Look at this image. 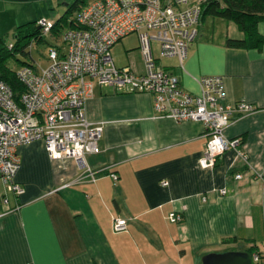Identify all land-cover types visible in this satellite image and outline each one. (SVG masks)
<instances>
[{"label": "crops", "instance_id": "1", "mask_svg": "<svg viewBox=\"0 0 264 264\" xmlns=\"http://www.w3.org/2000/svg\"><path fill=\"white\" fill-rule=\"evenodd\" d=\"M50 2L0 0V39L27 22L50 21L44 8ZM209 24L216 27L209 46L194 37L182 68L174 57L158 67L157 53L155 67L193 94V78L220 76V104L252 107L231 110L223 130L240 144L200 168L201 122L158 115L149 93L94 84L85 118L100 123L101 134L98 151L84 154V167L70 158L49 159L39 141L16 147L14 181L23 192H5L0 182V264H201L203 255L228 250L264 256V43L226 47L225 38L242 33L219 17ZM255 28L264 38V20ZM114 60L117 68L143 73L141 52L136 61L117 66ZM85 168L95 172L93 180L81 176ZM170 212L180 220L170 222ZM113 217L125 219L123 231L112 230Z\"/></svg>", "mask_w": 264, "mask_h": 264}, {"label": "built area", "instance_id": "2", "mask_svg": "<svg viewBox=\"0 0 264 264\" xmlns=\"http://www.w3.org/2000/svg\"><path fill=\"white\" fill-rule=\"evenodd\" d=\"M203 0H93L73 15L72 25L61 34V48H49L48 65L32 69L24 65L15 73L22 91L14 97L12 88L0 79V182L5 192L19 195L23 188L14 181L18 169L17 146L39 141L51 160L70 158L84 167L83 156L98 151L101 124L85 118V101L94 84L111 86L117 92L149 93L158 115L175 121L202 123L206 142L197 160L200 168H210L215 158L240 144L239 138L226 139L223 130L231 110L249 112L243 102L223 106L220 76L193 78L197 94L183 89L176 76L155 67L151 42L159 58L174 57L182 68L187 46L196 35ZM36 24L42 34L49 33L51 21L40 18ZM136 32L143 61V73L129 67L117 68L109 54L121 37ZM10 47V44L8 45ZM85 168L82 177L94 179ZM239 178L240 174H236ZM114 182L115 174H110ZM166 182L162 181L161 185ZM223 193V190L219 191ZM6 203L4 197L1 198ZM170 222L180 215L167 214ZM125 219L112 218L114 232L125 229ZM258 262L256 254H251ZM264 264V260L262 261Z\"/></svg>", "mask_w": 264, "mask_h": 264}, {"label": "rangeland", "instance_id": "3", "mask_svg": "<svg viewBox=\"0 0 264 264\" xmlns=\"http://www.w3.org/2000/svg\"><path fill=\"white\" fill-rule=\"evenodd\" d=\"M67 2L70 0H63V2ZM93 0H85L86 4ZM46 10V17L50 19L51 22H57L55 30L50 31L49 33L42 34L37 32V37L33 38L31 36L23 37H15L14 32L11 31L8 34L2 37V43L0 44V74L1 75H10L12 73H16L19 68L24 65H29L32 69L36 68H44L48 65L47 60V52L49 48H61V34L63 30L67 27V22H69L72 18V13L65 12L66 6L63 3L58 4L57 0H51L47 7H44ZM62 17L61 20L59 18ZM205 21L200 25H196L197 34L195 35V39L204 40L203 44L205 46H209V39L213 36L214 31H216V27L209 24L210 15L204 16ZM46 20V19H45ZM35 26H31L30 30ZM190 42L188 47L190 49V45L194 44ZM9 44L14 45V49L9 52L6 51V48ZM28 44L30 45L28 47ZM203 45V46H204ZM156 43L154 41L151 42V49L153 55H156ZM124 50H126L124 52ZM109 54L114 60L115 64L128 63L131 60H138L140 58V48H139V40L136 32H131L129 34L124 35L119 40H117L109 49ZM128 57L130 61L126 59ZM172 62V59L168 58H159L156 61L157 66H162L166 63Z\"/></svg>", "mask_w": 264, "mask_h": 264}, {"label": "trees", "instance_id": "4", "mask_svg": "<svg viewBox=\"0 0 264 264\" xmlns=\"http://www.w3.org/2000/svg\"><path fill=\"white\" fill-rule=\"evenodd\" d=\"M57 3H63L66 6L65 12H73L71 20L67 22V27L72 25L74 13L86 4L85 0H70L67 2L57 0ZM205 15L229 20L233 22L242 33L241 38H225L224 45L226 47L238 49H258L264 43V38L256 31L255 28L258 21L264 20V0H203L200 5L198 22ZM61 19L62 17L59 18V20ZM36 21L27 22L16 27L14 30V36H31L36 38L37 32L41 33V29L36 24ZM32 25L35 27L30 30ZM56 25L57 22H51L49 32L55 30ZM1 43L2 39H0V44ZM29 46L30 45L28 44V47ZM13 49L14 45L10 44V47L7 46L6 51L11 52ZM0 79L12 88L14 97H16L23 89L22 85L16 79L15 73L10 75L0 74ZM248 253L251 254L250 251H248ZM254 254L258 255L259 258V261L254 264H262L264 256L257 252Z\"/></svg>", "mask_w": 264, "mask_h": 264}, {"label": "water", "instance_id": "5", "mask_svg": "<svg viewBox=\"0 0 264 264\" xmlns=\"http://www.w3.org/2000/svg\"><path fill=\"white\" fill-rule=\"evenodd\" d=\"M201 264H254L246 251L210 252L201 257Z\"/></svg>", "mask_w": 264, "mask_h": 264}]
</instances>
